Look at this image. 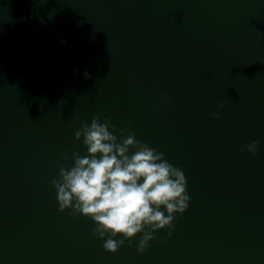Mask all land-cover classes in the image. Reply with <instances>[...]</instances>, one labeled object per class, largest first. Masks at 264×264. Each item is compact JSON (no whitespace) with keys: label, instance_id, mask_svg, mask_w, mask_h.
Listing matches in <instances>:
<instances>
[{"label":"water","instance_id":"1","mask_svg":"<svg viewBox=\"0 0 264 264\" xmlns=\"http://www.w3.org/2000/svg\"><path fill=\"white\" fill-rule=\"evenodd\" d=\"M96 116L185 173L142 253L59 209ZM0 264H264V0H0Z\"/></svg>","mask_w":264,"mask_h":264},{"label":"clouds","instance_id":"2","mask_svg":"<svg viewBox=\"0 0 264 264\" xmlns=\"http://www.w3.org/2000/svg\"><path fill=\"white\" fill-rule=\"evenodd\" d=\"M212 115L218 119L221 113ZM115 131L107 117L103 122L96 116L90 125L84 123L75 138H83L88 154L73 153L74 166L61 167L51 184L57 190L60 211L71 208L72 216L82 213L92 218L93 235L107 236L106 250L116 252L125 240L143 233L138 248L142 253L156 238V230L175 228L176 214L188 209L191 197L184 171L165 159L164 153L137 140L135 133L121 138ZM258 144L253 140L245 148L256 154ZM133 148L136 151L130 154ZM63 158L70 159L67 154ZM117 235L124 238L114 239Z\"/></svg>","mask_w":264,"mask_h":264}]
</instances>
